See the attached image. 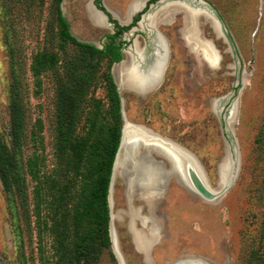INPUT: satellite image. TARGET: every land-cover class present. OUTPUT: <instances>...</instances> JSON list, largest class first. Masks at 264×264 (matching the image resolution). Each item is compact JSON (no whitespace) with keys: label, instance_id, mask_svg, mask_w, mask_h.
Returning a JSON list of instances; mask_svg holds the SVG:
<instances>
[{"label":"rangeland","instance_id":"obj_1","mask_svg":"<svg viewBox=\"0 0 264 264\" xmlns=\"http://www.w3.org/2000/svg\"><path fill=\"white\" fill-rule=\"evenodd\" d=\"M134 1L108 0L107 5L123 18L124 15L127 17ZM203 1L219 13L227 27L239 58L238 73L229 44L217 36L209 23L202 19L200 29L203 37L212 40L219 52L216 69L199 60L187 47L182 34L184 14H172L155 25L169 40L172 51L163 84L147 96L124 90L123 107L131 123L146 126L193 153L204 168L210 185L216 188L219 166L231 148L223 117L237 96L235 121L231 125L237 154L232 148L231 152L234 160L236 156L239 158L238 175L225 195L216 201H207L180 183L178 176L171 178V172L165 170L167 189L163 197L152 203L134 202L141 210L143 207V214H154L162 225L161 239L153 245L150 256L136 247L128 229V218L123 215L116 220L115 231L124 264H174L191 256L205 264H259L260 258L264 257V0ZM93 2L0 0V136L11 146L10 99L15 70L22 80L26 104L23 135L26 143L19 156L20 183L26 185L31 209L34 183L27 173L26 161L38 154L45 161L47 171L53 170L57 95L66 83L85 70L81 49L60 37L58 15L62 14L69 21L71 32L78 41L102 49V37L109 30L98 20L96 14L99 13ZM158 5L148 13L152 14ZM147 26L150 27L144 20L139 30L122 36L129 46L123 53V62L129 57L131 39L139 37L137 34L145 31ZM145 39L139 37L137 40L145 44ZM40 52L58 55L59 62L54 70L43 74L42 87L37 90L30 66L34 55ZM107 64V59L101 60L88 91V95L104 101ZM71 67H74L73 71ZM75 68L77 73L74 74ZM228 95L231 98L219 117L213 109L214 103ZM82 108L83 117L77 131L83 134L90 107L85 103ZM33 133L42 144H33ZM80 183L71 171L62 178L67 194L58 212V218L62 219L60 228L55 233L45 232L44 241L39 244L34 223L24 232L22 218L16 217L0 181V264H77L72 205ZM115 191L116 208L127 209L122 181H118ZM21 199L16 195L18 208ZM94 264L119 263L110 247L102 251Z\"/></svg>","mask_w":264,"mask_h":264},{"label":"trees","instance_id":"obj_2","mask_svg":"<svg viewBox=\"0 0 264 264\" xmlns=\"http://www.w3.org/2000/svg\"><path fill=\"white\" fill-rule=\"evenodd\" d=\"M58 24L62 40L71 41L81 49L85 70L82 73L79 71L80 74L66 83L57 95L54 168L47 171L45 161L38 154L27 159V173L34 183L31 209L26 185L20 183L22 177L19 172V156L26 143L23 139L26 120L25 92L18 71L13 70L10 99L11 146L0 136V181L16 217L22 218L24 232L29 231L34 223L39 244H42L45 232L55 233L60 228L62 219L58 218V212L67 194V186L62 184V178L71 171L81 182L72 205V224L76 232L74 258L77 264H94L99 260L102 251L111 247L108 191L123 127L121 99L111 69L115 62L123 59V53L121 46L115 45V42L107 43L104 49H99L91 43L78 41L71 32L69 21L62 14L58 15ZM12 57L14 60L15 52ZM102 59L108 60L105 76L106 101L88 95L92 86L90 80L99 69ZM58 62V55L53 53L40 52L34 55L30 72L37 90L42 87L43 74L54 70ZM85 103L89 104L90 109L85 116L86 129L82 134L77 129L83 117L82 107ZM41 129L42 126L38 133ZM31 141L35 145L37 142L42 144V141H37L35 133ZM16 195L22 198L19 208L15 204ZM259 264H264V257L260 258Z\"/></svg>","mask_w":264,"mask_h":264},{"label":"bare ground","instance_id":"obj_3","mask_svg":"<svg viewBox=\"0 0 264 264\" xmlns=\"http://www.w3.org/2000/svg\"><path fill=\"white\" fill-rule=\"evenodd\" d=\"M144 1L145 0H135L128 9L127 17L117 18L120 20V22H123L124 24L127 23L132 15L140 11ZM202 3L204 2L202 1ZM182 7L183 6L180 3L168 4L157 13H152L146 16L144 20H147L151 29L156 31L157 28L155 25L161 23L164 18L175 14L177 9ZM183 14L185 26L182 34L186 43H188L190 49L192 50L195 46L200 47L204 59L212 66H217L220 58L219 52L213 43L205 40L201 36L195 14H193L191 10L186 9ZM96 16L98 20L103 23L102 16L100 14H96ZM154 33L153 42L151 44V52H147L145 48H141L139 44L135 42L132 50L128 53V59L115 67V79L118 84L124 88V90L133 89L141 93H145L149 88L153 87L159 81L168 59V48L167 43L161 34L158 33V31ZM223 105L224 99L215 101L214 110L218 112V115H220L219 112L221 111ZM235 109L236 103L233 104V109H230L229 117L226 115L225 120L228 124L227 128L229 130L232 129L231 125L235 121ZM125 119L129 121L127 116H125ZM126 136L127 133L125 134V138ZM128 159V151L125 147H123L115 168L114 183L110 195L113 219L111 227L113 243L117 257L122 264H124V260L119 251L118 239L115 231L116 220H119L123 215L128 218V229L134 239L135 245L144 254H148L150 245L159 238L158 234L156 235V231L158 229L160 230L161 224L152 213L150 216H143L141 213V208H136L134 202L136 200H143L145 202L152 203L155 199L160 198L166 190V169L161 164L152 161L147 156L143 157L142 160H139L133 169H129ZM171 169V171L175 173L173 175L177 176L175 164L171 165ZM229 171L230 170L227 167L223 172V176H226ZM223 176L221 177L222 182H227L229 179ZM118 181H122L124 184V196L126 198L127 209L116 208L115 186ZM138 222L142 224L141 228L137 227ZM147 223L151 224L150 229H148V227L145 228ZM174 264L205 263L198 258L192 257L182 259Z\"/></svg>","mask_w":264,"mask_h":264},{"label":"water","instance_id":"obj_4","mask_svg":"<svg viewBox=\"0 0 264 264\" xmlns=\"http://www.w3.org/2000/svg\"><path fill=\"white\" fill-rule=\"evenodd\" d=\"M146 1L144 3H146ZM202 1L203 0H188V1L187 0H161L159 2V5L155 8L154 13H157L159 10H161L163 7L167 6L168 4L180 3L183 7L177 9L175 15L180 14V13L183 15V12L185 11V9L191 10L193 14H195V18H196V21H197V24L200 30V34L202 37L203 35L200 29V25H201L202 19H204L205 22L209 23L212 26L217 36L223 37L229 44L230 50L234 57L236 72L238 73L239 66H240L239 58H238V54H237L235 45L233 43V40L227 30V27L223 19L219 15V13L210 4L204 1H203L204 3H202ZM126 24H129V23H126ZM204 39L213 43L212 40H209L206 38ZM186 45L188 46V48H190L188 43H186ZM190 50L195 54V56L199 60H203L205 63L208 64L209 67H211L212 69H216L214 66H212L208 61L204 59V56L201 52L200 47L195 46L193 50L192 49ZM168 56H169V48H168ZM123 61L124 59L121 60L120 62L114 63L112 67V74L114 77V81L117 85V90H118V93L121 99V113H122V119H123V127L121 131L119 148L116 153L115 160H114L113 167H112V173H111L110 185H109V191H108V206H109V214H110L109 234H110V240H111V247H112L113 253L119 264H122V263L117 257V253L115 251V246L113 243L112 231H111L113 219H112V210H111V204H110V195H111V190H112V186L114 183L115 168H116L117 161H118V158L121 154L123 147H125L128 151V157H129L128 168L129 169H133V167L139 162V160H142L143 157L148 156L149 159H151L152 161L156 163L161 164L168 172H171L170 177L173 178L174 176L173 174L175 173L171 171L172 170L171 165L175 164L178 181L180 180L181 181V182L179 181L180 183L184 184L191 191L200 195L202 198H204L207 201H216L219 198H221L223 195H225L229 191V189L232 187V185L234 184L237 178V175H238V171H239V158L238 156H236V159L234 160L232 158V152H231V148H232L234 153L237 154V144H236L235 136L233 133V129L229 130L227 128L228 124L225 120V117H223L224 130L227 136V142L229 141L231 143V148L230 147L228 148L227 154L219 166V169H218L219 180H218V186L216 188H213L210 185L204 168L202 167L198 158L193 153H191L189 150L182 147L181 145L173 142L172 140H169L165 137L160 136L159 134L152 131L150 128L146 126L130 123L129 121H127L125 119L126 113L123 107L124 88L118 84L114 76L115 67L121 64ZM159 86L160 85H158L154 89L158 88ZM154 89H151L143 93L142 96H147ZM222 98L224 99V104H226L230 100L231 95H228ZM234 103L237 104V96L232 101L231 105L229 106V109L227 110L225 114L227 115V117H229L230 109H233ZM219 117L221 116L219 115ZM125 132L127 133L126 138H125V134H126ZM227 167L229 168L230 171L228 172L226 176H223L224 175L223 172L226 170ZM222 176L225 178H228L229 180L227 182H222V179H221ZM141 213L142 215L145 216V214H143V207H142Z\"/></svg>","mask_w":264,"mask_h":264},{"label":"flooded vegetation","instance_id":"obj_5","mask_svg":"<svg viewBox=\"0 0 264 264\" xmlns=\"http://www.w3.org/2000/svg\"><path fill=\"white\" fill-rule=\"evenodd\" d=\"M107 1L108 0H94V2L92 3L93 4V7L95 8V10H96V12L97 13H99L101 16H102V18H103V25H105V27H107L108 28V30L109 31H107L105 34H104V36L102 37V40H103V45H102V49H104L105 48V45L107 44V43H111V42H115V45H117V46H121V52L122 53H126L128 50V47L129 46H127V44L124 42L125 40L124 39H122V36L123 35H125L127 32H129V34H131L132 33V31H135L136 29H140V27H142V23H143V20H144V18L146 17V16H148V15H150V13H148V10H150V9H152V7L154 6V5H157V4H159V2L161 1V0H145L146 1V3H143V4H145V5H142V8H141V10L139 11V12H136L134 15H132L130 18H129V21H128V23L129 24H123V23H121L120 22V20L117 18V17H120L119 15H116L109 7H108V5H107ZM144 1V2H145ZM154 13V12H153ZM105 17V18H104ZM124 17H125V15H124ZM123 17V18H124ZM172 20L173 19H171L168 23H170L171 24V22H172ZM146 23V22H145ZM144 23V24H145ZM183 24H184V22H183ZM125 27H129L128 29H122V28H125ZM158 31V33H160L161 34V36L165 39V41H166V43L168 44V46H167V48H169V56H168V58L169 59H167V61H168V63L166 62V64H165V66H164V69H163V72H162V75H161V77H160V79H159V81L153 86V87H151V88H149L147 91H149V90H151V89H154L155 87H157L158 85H160L158 88H160L161 87V85L163 84V82H164V80H165V77H166V73H167V69H168V67H169V62H170V60H171V53H172V51H171V44H170V42H169V40L167 39V37L157 28L156 29V31H154V30H152V29H150V27L149 26H147L146 27V30L145 31H142V33L141 34H137V35H139V37H142L143 39H145L144 38V36L143 35H145V37H146V39H145V44H143V42H139V40H137L139 37L138 36H136V37H134L133 39H131V47L133 48V46H134V43L135 42H137V43H139V46L141 47V48H145V50L147 51V52H151V50H152V42H153V36H154V32H157ZM127 35V34H126ZM183 37V36H182ZM186 42V41H185ZM188 47V46H187ZM132 48L130 49V51L132 50ZM149 49V50H148ZM190 50V49H189ZM123 60V59H122ZM120 62V61H119ZM115 63H117V62H115ZM128 90H130V91H134V92H136V93H138V94H140V95H142L143 93H141V92H139V91H136V90H133V89H128ZM146 91V92H147ZM152 92V91H151ZM221 99H223V98H221ZM221 99H218V100H221ZM225 105V104H224ZM224 105H223V107H224ZM223 107H222V109H223ZM213 109H214V106H213ZM222 109H221V111L219 112V114L221 115V112H222ZM215 112H217V111H215ZM217 115H218V112L216 113ZM225 117V119H226V115L224 116ZM166 189H167V187H166ZM165 192H166V190H165ZM165 192L163 193V195L165 194ZM163 195L160 197V198H162L163 197ZM159 199V198H158ZM155 200H157V199H155ZM137 201V200H136ZM143 202V201H142ZM136 208H140V207H137V206H135ZM144 216V215H143ZM148 215H145V217H147ZM155 216V215H154ZM150 223H147V225L145 226V228H147L148 227V229H150V227H151V224L149 225ZM161 224V223H160ZM142 224L141 223H139L138 222V224H137V227L139 228V227H142L141 226ZM161 226V228H160V230L158 229L157 231H156V235L158 234V239H156L151 245H150V248H149V252H148V254H149V256H150V252H151V248L153 247V245L154 244H156V243H158L159 241H160V239H161V236H162V225H160ZM137 247V246H136ZM139 250V249H138ZM139 251H141V250H139ZM142 252V251H141ZM193 256H191V258H192ZM151 258V257H150Z\"/></svg>","mask_w":264,"mask_h":264}]
</instances>
